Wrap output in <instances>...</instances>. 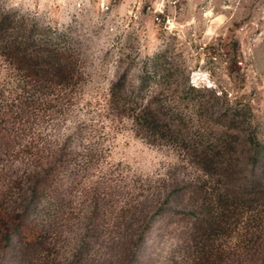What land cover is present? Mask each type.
Segmentation results:
<instances>
[{"label": "rangeland", "instance_id": "1", "mask_svg": "<svg viewBox=\"0 0 264 264\" xmlns=\"http://www.w3.org/2000/svg\"><path fill=\"white\" fill-rule=\"evenodd\" d=\"M0 12L38 36L58 35L79 73L72 87L40 93L19 110L0 55V111L9 113L0 125V229L21 219L29 233L10 264H162L175 240L162 232L180 225L167 213L177 208L163 203L161 218L149 228L146 220L198 171L183 147L146 137L110 106L109 86L122 75L135 88L143 62L161 52L174 75L144 84L141 96L164 87L183 135L210 141L223 129L216 105L177 98L185 80L247 103L245 119L264 141V0H0ZM60 154L67 164L44 183ZM239 226L229 240L235 264H264V217Z\"/></svg>", "mask_w": 264, "mask_h": 264}, {"label": "trees", "instance_id": "2", "mask_svg": "<svg viewBox=\"0 0 264 264\" xmlns=\"http://www.w3.org/2000/svg\"><path fill=\"white\" fill-rule=\"evenodd\" d=\"M0 55L12 71L11 82L17 90L10 104L15 103L19 110L33 103L34 98H40V93L48 95L66 90L79 80L76 58L59 45L58 35L38 36L33 26L15 24L9 12H0ZM162 57L163 54L157 52L143 62L139 85L135 88L131 85L127 88L121 75L108 89L110 106L133 119L146 137H168L183 147L188 162L198 171L195 177L176 183L164 194L145 226L149 228L155 216L161 218L163 203H174L177 209L170 210L167 216L180 225L162 232L164 235L168 230L169 236L175 239L162 264H235L229 240L243 220L264 217V141L245 119L247 103L230 100L226 91L215 93L185 80L175 89L177 98L195 97L196 102H200L202 96V107L216 105V117L221 119L223 129L210 141L201 142L183 135L180 121H174L182 117L165 101L164 87L141 96L144 84L161 85L174 75ZM206 91L209 92L207 97ZM24 93L28 95L23 96ZM132 95L136 99L134 102ZM8 114L0 111V125L1 119H7ZM62 155L46 168L42 175L44 183L55 180L58 170L67 164V158ZM98 207L99 203L94 200V209ZM2 216L0 211V219ZM27 228L21 219H15L9 228L0 229V264L13 261L16 249L29 236ZM145 234L143 230L135 234V247L144 244Z\"/></svg>", "mask_w": 264, "mask_h": 264}]
</instances>
